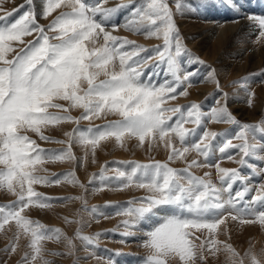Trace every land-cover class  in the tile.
<instances>
[{
	"label": "snow or ice",
	"instance_id": "6c2138e0",
	"mask_svg": "<svg viewBox=\"0 0 264 264\" xmlns=\"http://www.w3.org/2000/svg\"><path fill=\"white\" fill-rule=\"evenodd\" d=\"M3 2L0 0V4ZM42 3L43 17L62 6L70 9L61 12L46 26L53 33L51 36L45 26L36 21L34 0H26V5L14 10L28 7L14 22L0 23V189L16 196L14 201L0 205V230L14 221L17 238L21 231L30 237L28 247L31 251L22 257L24 264H36L37 261L51 264L43 255L42 242L59 240L62 233L60 229L48 228L22 215V212L30 206L49 207L53 199H81L47 197L33 187L37 184H60L58 177L85 187L79 183L74 171L51 176L37 173L38 167L45 162L76 161L73 143L90 149L94 155L99 144L109 139L124 147L126 140L134 138L140 146L147 141L149 148L159 139L169 150V162L183 160L187 153L194 151L204 158L205 164H211L214 141L228 135V132L205 129L198 141L195 138L206 120L224 122L239 128L235 138L242 142L234 144L228 139L219 147L220 153L238 149L242 154L238 161L241 168H252L253 177L261 174L248 164L246 158L264 161V155H259L264 151V127L240 124L227 108V93L223 94L224 105L207 112L202 111V104L196 102L187 106H166V100L175 99L178 89L192 76L188 72L181 75L183 58L185 55L190 57L191 53L183 45L168 0H143L132 11V19L124 25L126 29L143 33L146 37L162 39V44L151 49L155 59L142 55L149 51L142 45L106 31L104 25L110 21L111 14L127 5L104 9L85 0H42ZM175 3L179 11L181 0H175ZM231 6L238 9L237 0H232ZM98 14L100 19H97ZM12 15L9 12L0 20H7ZM248 19L258 30V39L264 40V15L250 14ZM33 32L36 39L29 41L9 59L13 42L23 43V37ZM101 36L103 43L98 46ZM126 48L131 51H126ZM149 66L155 71L147 73L145 79V69ZM161 73L163 82L157 83L154 77L158 79ZM257 76H264V72L242 79L250 81ZM207 78L215 81L214 72H210ZM178 94L185 96L187 90ZM248 103L251 105V99ZM71 109H80V115L72 116ZM108 115L118 119L87 128L79 126L80 120ZM66 122L77 125L64 134L67 141L55 140L44 134L43 129ZM187 122L195 127H184ZM29 131L44 141L67 143V147L41 148L26 134ZM257 132L262 134V142L250 143L249 136L255 139ZM173 137L181 147L173 145ZM228 159L232 157L228 156ZM169 162H121L125 168L115 169L114 177H106L102 167L100 173L93 174L89 180L91 184L99 176L102 187L115 185L118 190L135 187L148 193L137 198L138 206H134L135 200L129 201L128 206L117 213L128 217L121 222L126 229L147 225L143 246L148 254L143 258V264H169L170 259L176 264H196L197 261L206 264L205 252L215 256L221 251L226 253L228 264H264V249L257 254L249 248L241 255L231 244L216 239L219 228L226 225L228 218L242 224L259 223L264 226V185L256 189L257 194L250 201H246L245 196L251 191L247 186L249 177L241 176L240 169L222 168L216 164L218 179L221 185H226L217 187L210 179H205L210 173L198 176L190 171L201 166L199 160L188 161L184 168L170 167ZM237 182L241 183L242 190L233 196V185ZM97 207L89 210L91 214H96ZM198 232L206 233L203 239L196 235ZM75 235L86 246L93 245L94 238L81 235L79 228ZM133 235L130 230L122 233L125 238ZM67 243L71 246L72 240L68 239ZM10 247L12 251L16 250L14 245ZM109 264L116 262L110 261Z\"/></svg>",
	"mask_w": 264,
	"mask_h": 264
},
{
	"label": "rangeland",
	"instance_id": "374dc122",
	"mask_svg": "<svg viewBox=\"0 0 264 264\" xmlns=\"http://www.w3.org/2000/svg\"><path fill=\"white\" fill-rule=\"evenodd\" d=\"M100 1L101 0H85V2L90 4L95 2L94 5H99ZM247 1L250 3V14L255 13L256 15H264V0H237L239 8L236 10L239 11L241 8L243 9L246 7L245 4ZM36 2L37 0H34L35 11ZM142 2L143 0H118L117 3L118 5L132 4L133 7L131 10L133 11L135 8L140 6ZM201 3L206 5H213L216 3L214 5L216 6L215 12L216 10H219V8L221 9L220 12L225 9L223 13H220L221 16L218 17L219 22L216 23V25L210 24L213 27H217L219 29L224 25H228L236 21L234 16L235 9L231 6L232 0H181V7L179 11L177 10L175 0H168V5L173 12V19L183 45L188 52L191 53L190 57L185 55L183 58L181 75L188 72L191 73L192 76L189 82L184 83L178 89V93L180 91L187 90V95L180 96L177 93L175 99L166 100V106H187L192 102H196L202 104V111L207 112L213 107H220L224 105L225 101L222 94L227 93V108L236 120L240 122V124L247 123L264 127V123H262L264 122V102L262 111L260 109L255 118L242 117L235 108L229 106V99L232 101L235 99L233 102L236 103L238 102L237 99H241L239 95L242 96L243 94L245 96L244 100H247L246 104H244L247 108L252 109V107L258 103L257 101L260 96H257V87L264 85V76H257L250 80V82L242 78L249 77L251 74L264 72V56L260 59V63L257 62V64H255L256 58L254 59L255 61L253 60L250 62L249 59H247L248 61H245L244 58H241L242 55L240 53H227L226 57L228 58L223 56L226 58L225 59L220 56L222 52L218 57V53L220 51L219 47L214 53L216 54L214 59L203 55L201 50L198 49L197 44H202V39L204 37L207 39V35H209L211 31L206 25L209 17L201 18L202 15L198 16L199 9L203 8ZM40 4L42 5L41 8L43 10L42 1ZM20 5H26V0H4V2L0 4V17L5 16L9 12H12L13 15L7 20H0V23L10 24L18 19L24 11L28 10V7L25 6L20 9V11H14L19 8ZM119 9L116 12L114 11L116 14L114 12V15L111 14V18L115 21L120 20L121 18ZM69 10L70 9L67 7L62 6L55 9L47 17H43L41 15L42 11H36V21L38 24L45 26V30L51 36L53 33L48 31L46 26L61 12ZM202 12L203 10L200 11V13ZM97 17H100V15L98 14ZM249 22L253 25L252 21L249 20ZM117 25L118 23H115L114 26H111L114 30L108 28L107 31L111 32L114 36L127 38L129 41H134L136 44L142 45L145 49L149 50L147 53H143L142 55L155 59V54L151 51V49L162 44V39L146 37L143 33L138 34L128 29V32H119V27ZM254 31L255 37L253 39L243 41L236 39L235 42L237 43L234 46V51L240 50L244 53L245 50H248V48L252 45L258 44L264 46V40L258 39V30L254 28ZM35 39L36 33L33 32L32 34L23 37V43L13 42V51L8 54V58L11 59L20 51L21 48L25 47L29 41H34ZM211 41H214L213 37L208 39V42H205L206 46L211 47ZM102 43L103 38L101 36L97 41V45L99 46ZM230 47L231 46H228L226 48ZM125 50L131 51L130 48H126ZM223 55L225 54L223 53ZM149 64H151V60L149 61ZM141 66L143 67V65ZM153 71H155L153 67H147L145 69L144 78L147 79V73ZM210 72H214L215 74L214 82L213 80L210 81L207 78ZM162 77L163 73H161L159 78L162 79ZM159 78L157 79L154 77V79L157 80V83H162L163 81H160ZM170 78L171 77H169V79ZM217 82L219 83V90H217ZM250 83L254 84L249 86ZM203 84L213 86L210 87V89L203 96H199L196 94L198 93L197 90H199L196 89V87ZM249 99L252 101L251 105L248 103ZM59 102L62 104L67 103L65 101ZM217 102H222V104L218 105ZM52 111L56 110L53 109ZM80 112V109L70 110V114L74 117L79 116ZM115 119H118V117L108 115L106 117L102 116L91 120H80L79 126L81 128H87L90 125H102L106 122V120ZM174 119L175 117L173 120ZM76 126L77 125L74 123L66 122L58 126H49L43 129V131L45 135H49L55 140L67 141L68 138L64 134L71 131ZM184 127L191 129L195 127V125L191 122H187L184 124ZM205 129L210 132L217 133L228 132V135L217 137L214 141L213 149L216 147L218 148V151L217 153H214L216 148L212 151L211 164H205L204 158L199 156L194 151L187 153L183 160L175 159L169 162V150L165 146V143H161L159 139H157L152 147L149 148L147 141L143 146H140L138 141L133 138L126 140L124 147L118 146L114 139L102 141L95 149L94 155L90 149L73 143L72 152L77 157L76 161L64 160L45 162L42 166L38 167L37 173L45 176L74 171L75 177L79 180V183L85 186L84 188H81L79 185L68 183L64 181L62 177H58L61 179L60 184L50 183L47 185L37 184L33 186L37 192L42 193L47 197H81V199H53L49 202V207L39 208L30 206L22 212V215H25L34 221H39L48 228L61 230L62 235L59 240L46 239L42 242L43 248L45 249L43 253L45 259L50 261L51 264H109L110 261H115L116 264H121V256L129 254V257L133 256L138 258V261L134 264H143V258L148 254V250L143 246L144 239L146 238L145 235L140 237V240H138V243L140 244L135 246L137 228L126 229L121 222L128 219V217L118 215L117 213L122 212L123 209L128 206L127 202L129 201L135 200L136 204L134 206H138L139 201L137 198L143 197L148 193L143 189L135 187H129L123 190H118L115 185H112L111 187H102L99 176H97V179L90 184V177H92L93 174L100 173L102 167L105 168L104 175L106 177H114L116 175L115 169L121 168L123 170L125 168V165L121 162L135 161L140 163H149L150 161H161L169 162L170 167L184 168L188 161L195 159L200 161L201 166L193 167L190 171L198 176H204V173L206 172L210 173V176L205 177V179H210L217 187H225L226 185H221L215 168V165L219 164L222 168L240 169L241 176L249 177L247 186L251 189V191L246 194L245 200L250 201L252 196L257 194L256 189L261 185H264V171H262L264 170V161L256 160L252 157L246 158L249 165H253L257 171L261 172L258 177L251 176L252 168H241L238 163L240 156L242 155L238 149L229 150L226 154H221L219 151V147H222L223 143L228 139H231L234 144L242 142L235 138V132L238 131L239 128L224 122L206 120L199 134L195 138L196 141L199 140L200 135H203V131ZM26 134L36 140L37 144L41 148L62 149L67 147V143L59 144L41 140L35 133L30 131ZM261 135V133L257 132L255 139L250 135L249 142L261 143ZM172 143L175 147H181L179 141L175 137H173ZM259 155H264V151L260 152ZM228 156H231L232 159H228ZM239 190H242V185L240 182H237L233 185L232 195L234 196L235 192ZM225 198H227L226 195ZM15 199L16 196L14 194L0 189V205L8 204ZM93 206H98L95 215L91 214L89 211L93 208ZM224 215L227 216L226 213ZM78 228L81 235L92 236L94 238L93 245L86 246L84 242L76 237L75 234ZM126 230L133 231L134 235L128 238L123 237L122 233ZM196 235L203 239L206 233L198 232ZM29 239L30 237L24 235L22 231L17 238V228L14 221H10L8 225H5L4 229L0 230V264H24L22 257L25 253H30L31 251L28 247ZM68 239L72 240L71 246L67 243ZM216 239L231 244L238 252L241 253V255H243L245 250H248L249 248H251L253 252L259 254L261 249H264V226H261L259 223L242 224L239 220L233 221L228 218L226 220V225H222L219 228L216 234ZM10 245H14L16 250L12 251ZM53 253L59 254L54 255ZM118 253L119 255H117ZM205 256L206 264H228V261L226 260V253L223 251L217 253L215 256L209 255L205 252ZM36 264H40V262L37 261ZM169 264H176V261L170 259ZM196 264H200V262L197 261Z\"/></svg>",
	"mask_w": 264,
	"mask_h": 264
},
{
	"label": "bare ground",
	"instance_id": "6f19581e",
	"mask_svg": "<svg viewBox=\"0 0 264 264\" xmlns=\"http://www.w3.org/2000/svg\"><path fill=\"white\" fill-rule=\"evenodd\" d=\"M41 1L42 0H37V2H36V11H39V12L42 11V8H41L42 5L40 4ZM117 2H118V0H101L100 1V4L98 6H100L101 8H104V9H115L117 7V5H118ZM94 3L95 2H93L91 4L93 6H97V5H94ZM215 4H213V5L212 4L206 5L204 3H201V5L203 6V8L199 9L198 16L202 15L201 18L202 17H206V18L209 17L208 18V21L206 22V25L210 29L211 33L209 35H207V39L205 37L202 39L203 40L202 44H199V45L197 44L198 49L201 50V52L203 53V55L208 56V57H211L212 59L215 58L216 54H214V53L218 50V47H219V50L220 51L218 53V57L221 54V52H222V54L220 56H222V57L223 56L226 57V54L227 53H229V54L230 53H233V54L240 53L242 55L241 58H244L245 61H248L247 59H249V61L251 62V61H253L256 58L255 59L256 61L254 60L255 61V64H257V62L260 63V59L264 56V46L263 45H258V44L252 45V46L248 45V46H250V48H248V50H245L244 53L242 51L238 50V49H236L238 51H234L235 50L234 49V46L237 43V42H235L236 39H240V40L243 41V40H247V39H253L255 37L254 36V32H255L254 31V28L256 29V27L254 26V24L252 25L251 22H249V19H248V16L250 15V12H249L250 11V3L247 1L246 4H245L246 7H244L243 9L240 6L241 9L239 11H237L234 8L235 9L234 16L236 18V21L234 23H230L228 25H224L223 27H220L219 29L217 27H213L210 24H215L216 25V23L219 22L218 17L221 16L220 13H223V11L225 9L222 10V12H220L221 9L219 8V10H216V12H215V9H216V6H214ZM132 7H133V5L132 4L131 5L129 4V5H127V7H124V8L119 9L120 10V14H121L120 20H116L115 21L114 19L111 18L110 21L105 24L106 26H104L105 29H106V31L108 30V28L112 29L111 26H114L115 23H118L117 26L119 27V29H118L119 32H125V31H127V29L124 27V25L132 17L131 16V13H132V10L131 9H132ZM224 7H226V6H224ZM201 10H203V12H202L203 14L200 13ZM112 15H114V14L112 13ZM97 19H100V17H97ZM107 25H109V26H107ZM206 25H205V27H206ZM207 27H206V29H207ZM112 30H114V29H112ZM201 32H202V30H201ZM212 37H213L214 41L213 42L211 41V47L210 46L209 47L206 46V43L205 42H208V39H210ZM192 43H193V41H192ZM228 46H231V47L230 48H226ZM228 50H230V51H228ZM223 53L225 55H223ZM225 57H223V58H225ZM226 58H228V57H226ZM159 80L160 81H163V77H162V79L159 78ZM253 84L254 83H250L249 86H251ZM212 86H210L209 84H207V85L206 84L198 85V87H196V89H199V90H197L198 93H196V94H198L199 96H203L210 89V87H212ZM257 88H258L257 89V91H258L257 92L258 93L257 96H260V98L257 101L258 102L257 103L258 105L256 104L254 107H252V109H249V108H247L244 105V104H246V101H247L246 99L244 100V97H245L244 94L242 96L239 95V97H241V99L240 100L237 99L238 102H236V103L233 102L235 99L233 101L229 99V106L235 108L242 117L255 118L256 115H257V113H258V111H260V109L262 111V108H263L262 106H263V102H264L263 101L264 100V85L263 86L260 85ZM223 94H222V96H223ZM217 104L218 105H221L222 102H220V103L217 102ZM217 151H218V148L215 149V152L214 153H217ZM216 157H217V155H216ZM161 214H163V211H162ZM146 230H147V225H140V227L137 228V233H136L137 236L135 238V240H136L135 246H138V244H140V243H138V240H140V237L144 236V233H145ZM141 240H142V238H141ZM128 255L121 256V258H120L121 264H134L135 262L138 261V258L133 257V256L132 257L131 256L129 257Z\"/></svg>",
	"mask_w": 264,
	"mask_h": 264
}]
</instances>
